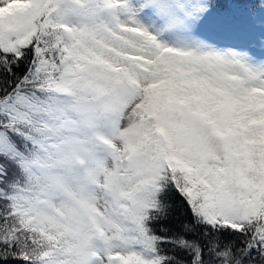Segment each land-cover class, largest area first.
I'll return each mask as SVG.
<instances>
[{
  "label": "snow or ice",
  "instance_id": "6c2138e0",
  "mask_svg": "<svg viewBox=\"0 0 264 264\" xmlns=\"http://www.w3.org/2000/svg\"><path fill=\"white\" fill-rule=\"evenodd\" d=\"M0 264H264V0H0Z\"/></svg>",
  "mask_w": 264,
  "mask_h": 264
}]
</instances>
